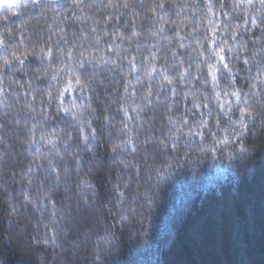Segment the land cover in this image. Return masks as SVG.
Masks as SVG:
<instances>
[{
	"label": "clouds",
	"instance_id": "1",
	"mask_svg": "<svg viewBox=\"0 0 264 264\" xmlns=\"http://www.w3.org/2000/svg\"><path fill=\"white\" fill-rule=\"evenodd\" d=\"M261 153L264 0L0 14V264H124L175 182L238 185Z\"/></svg>",
	"mask_w": 264,
	"mask_h": 264
},
{
	"label": "trees",
	"instance_id": "2",
	"mask_svg": "<svg viewBox=\"0 0 264 264\" xmlns=\"http://www.w3.org/2000/svg\"><path fill=\"white\" fill-rule=\"evenodd\" d=\"M241 254L264 264V153L238 185L213 167L175 182L128 246L124 264H237Z\"/></svg>",
	"mask_w": 264,
	"mask_h": 264
},
{
	"label": "rangeland",
	"instance_id": "3",
	"mask_svg": "<svg viewBox=\"0 0 264 264\" xmlns=\"http://www.w3.org/2000/svg\"><path fill=\"white\" fill-rule=\"evenodd\" d=\"M20 0H0V10L18 6Z\"/></svg>",
	"mask_w": 264,
	"mask_h": 264
},
{
	"label": "snow or ice",
	"instance_id": "4",
	"mask_svg": "<svg viewBox=\"0 0 264 264\" xmlns=\"http://www.w3.org/2000/svg\"><path fill=\"white\" fill-rule=\"evenodd\" d=\"M218 58H219V60H220L222 63L226 61V57L223 55V49H221ZM133 62H134V58H133ZM224 67L227 68V64H226V63H224ZM212 76H213L214 79L216 78V73H215L214 70L212 71ZM69 83H71V82H69ZM77 83H79V81H77ZM217 98L219 99V94H218V97H217ZM221 107H223V103H221Z\"/></svg>",
	"mask_w": 264,
	"mask_h": 264
}]
</instances>
